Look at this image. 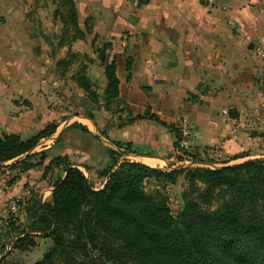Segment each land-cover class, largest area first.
<instances>
[{
  "label": "crops",
  "instance_id": "crops-1",
  "mask_svg": "<svg viewBox=\"0 0 264 264\" xmlns=\"http://www.w3.org/2000/svg\"><path fill=\"white\" fill-rule=\"evenodd\" d=\"M245 1L214 0L209 4L206 0H149L137 5L134 0H74L78 25L86 34L73 43L94 59L89 73L100 72L102 85L106 78L92 51V42L112 43L108 53L115 57L120 107H129L133 116L148 110L175 127L185 116L196 130L192 141L195 150L214 144L232 147L231 153L237 157L221 164L235 163L254 154H239L240 144L231 138L232 128L239 130L238 124L233 125L240 117L237 120L230 113L218 116L215 107H238L244 112L247 101L255 98L247 90H253L257 65L263 66L256 54L257 41L251 38L259 23L246 17L249 13ZM262 1L249 0V4ZM51 3L0 0V124L4 125V132L20 136L33 127H43L37 118L38 99L33 92L50 82L44 76H52L54 82L55 62L62 57L60 51L52 53L49 47L54 43L56 22L55 6ZM45 9L50 10V16L43 18L39 13ZM251 42L253 46L249 48ZM128 59L131 69L130 78L126 79ZM8 112H14V116L7 118ZM89 118L97 133L87 122L80 127L91 136L98 135L104 147L123 151L114 142H130L137 152H123L118 161L129 159L160 168L181 166L174 135L156 120L143 117L119 126L112 113L102 107H96L94 118ZM54 119L53 116L49 120ZM60 124L54 132V142L42 148L43 173L61 167H45L54 157L66 156L72 166L84 168L87 177L95 179L99 184L95 188L102 187L106 177L99 174L98 158L90 148L81 147L80 138L71 136L69 121ZM38 171L37 166L28 168L19 180L32 185ZM64 173L65 170L60 176ZM51 189L52 185L47 184L45 193L40 194L41 201L50 199ZM14 193H7V197Z\"/></svg>",
  "mask_w": 264,
  "mask_h": 264
},
{
  "label": "trees",
  "instance_id": "trees-1",
  "mask_svg": "<svg viewBox=\"0 0 264 264\" xmlns=\"http://www.w3.org/2000/svg\"><path fill=\"white\" fill-rule=\"evenodd\" d=\"M134 1L141 5L149 0ZM54 14L61 22L60 41L66 39L70 44L84 38L86 32L78 25L74 0H59ZM111 47V42L94 47L104 66L106 110H111L114 103L120 104L115 57L108 54ZM72 59L70 54L57 60L61 73L68 69ZM79 68L75 80L95 99L96 92L83 73L85 66ZM125 69L129 79V59ZM122 107L130 110L126 105ZM146 114L126 116L119 126L137 118L154 119L168 128L175 137V147L178 146V128L149 111ZM55 127L53 123L47 124L26 139L15 133L0 134V169L19 163L26 169L34 166L23 158L7 162L31 151ZM114 144L123 151L107 149L111 163L99 171L106 177L99 188L80 168L72 166L66 156L54 157L45 166L62 165L65 173L53 181L50 199L36 202L31 223L27 230L16 233L12 247L21 250L34 244L32 233L49 237L51 244L34 262L11 264H264V158L213 168L163 169L129 159L118 161L123 152H137L130 142ZM180 175L186 188L181 194V207L173 213L165 186L175 183ZM148 181L156 188L146 190ZM9 227L15 228L12 220Z\"/></svg>",
  "mask_w": 264,
  "mask_h": 264
},
{
  "label": "rangeland",
  "instance_id": "rangeland-1",
  "mask_svg": "<svg viewBox=\"0 0 264 264\" xmlns=\"http://www.w3.org/2000/svg\"><path fill=\"white\" fill-rule=\"evenodd\" d=\"M48 1H52L54 5L52 3L50 5L55 6V8L59 2V0ZM245 5H248L247 13H249L248 15H246V17L253 18L259 23V26H256V34H251V38L257 41L256 54L260 56L263 66L257 65V67L259 66L258 72L253 74L252 79L253 90H247V94H254L255 98L247 101L248 106L245 108L244 112H240V108L238 107H235L236 109L228 107L215 108L216 114L218 116H227L230 113L231 117H235L237 120L240 117L241 120L239 119V121L236 122L235 125H233L237 126L238 124L239 130H233L234 128H232L231 131L232 140L234 139L236 140V142H238V144H240L241 151L239 154L243 155V153L245 152L254 154L247 159L257 157L264 158V1H262L261 4L251 3L250 5L249 0H246ZM48 14L50 16V10L48 12L47 9L39 13V15L43 16V18H46ZM54 19L56 21L53 29L54 43L49 44V47L51 48L52 53L60 51L62 54V57H60L61 59H66L70 54L73 55V59L71 60V63L67 65L68 69H65L64 73H61L59 68H57L56 66L57 60L60 59L58 58L55 62V73L53 74L54 82H52V76H44L50 78V82H48L47 84L45 83L46 85L43 84L45 86L42 85L43 87L40 88V90H38L37 92H33L35 94V97L38 99L35 100V102H38V105L36 106L37 111H39L37 114V118L41 120V122H43L42 128H44L47 124L53 123L56 126L55 130L61 123V121H69L72 125V129L70 132H72L73 135L71 136L80 138L82 148L87 147L91 149V151L93 152L92 155H95V157L98 158L97 169L98 171H101L111 163V158L107 152L108 148L103 146V143L98 135L91 136L86 133V131L82 127L87 122L90 125L91 129L96 132L94 124L93 122H91L89 117L92 116L94 118V110L96 107H105L103 102V90L105 85H102L101 76L99 74L100 72L98 73L97 71H93L92 73H89V66L93 63L94 59L91 58L88 54L84 53L82 46L73 43V41L68 44L66 39L60 41L62 38V27L61 25L58 26L56 24L58 21L60 22V19L56 15L54 16ZM59 24H61V22ZM69 33L71 34L72 32L70 31ZM261 38L262 42H259ZM100 44L101 43L92 44V51L94 52L95 45ZM80 65L85 66L83 73H85L88 80L90 81L91 88L96 92L95 99L89 91H86L81 86H79L74 78L75 72L81 69L79 68ZM102 69V73L104 74L103 65ZM48 70H52V68H49ZM104 109L106 110V108ZM106 111H108V113H112L118 125L126 116H129L133 113L128 109L124 110V107H120L116 103L111 106V110ZM147 112L148 111H144L143 114H135V116H147ZM6 115L7 118L13 117L14 112H8ZM53 116L55 117V119L49 120ZM251 117L253 118V120L251 119ZM85 118L90 122L87 120L85 121ZM254 120H256V122H253ZM72 122H77L80 125H73ZM3 128L4 125L0 124V134L8 133L2 131L1 129ZM176 128H178V125ZM37 130L38 128L33 127L29 132L22 133L20 135V138H29L39 131ZM54 132L49 136L40 138L31 151L26 152L16 159L7 162L9 163L14 160L23 158L24 161L31 162L34 165L32 166L33 168L37 166L39 171L34 175L32 179L34 180V182L32 183V185H30L29 183H25L24 180H19L21 173L26 172V170L28 169L21 167V163L17 164L13 168L6 166L0 169V196L4 195L3 197H1L4 199H0V264H11L15 262L32 263L40 259L44 251H46L48 246L51 244V239L49 237L42 236L40 235V233H32L31 236L34 244H32L31 246H27L26 248L21 250L12 247V244L16 241L17 238L16 233L20 230H27V225L31 223L33 219L31 215L32 209L36 207V202L40 199V194L43 195L45 193L44 189L47 184L52 185L53 181L57 177H59L64 170V167L61 165L60 168H54L50 170L51 172L48 169L47 172L43 173L44 160H41V154L43 152L42 148L54 142ZM136 146L138 149H143L140 145ZM175 149L177 152V159L179 161L182 160V162H180L179 164H186L185 166H206L209 168H213L225 165L221 163L224 161H229V159L233 156L237 157L235 156L236 153H231L233 150L232 147L225 148V146H222V144L205 146L204 149H201V151L195 150L192 145L186 150L178 146H176ZM29 153L31 155L29 157H25V155ZM194 159L201 162L193 161ZM68 161L69 163H71L70 160ZM169 168L173 167L169 166L168 168L163 169ZM81 170L87 176V171L84 168ZM92 173H95V171H93ZM89 180L92 182L94 187L99 185L98 183H96L95 179ZM15 182H18V184L14 185ZM153 188H156V185L151 181L145 183L146 190H151ZM185 188L186 181L183 179L182 175L178 177L175 183L167 184L165 186V192L168 196V203L173 213H176L182 205L181 194ZM7 193L14 194H11L7 197ZM12 206L16 208L14 211L11 209ZM11 220L13 221V227H15L13 229L9 227Z\"/></svg>",
  "mask_w": 264,
  "mask_h": 264
},
{
  "label": "built area",
  "instance_id": "built-area-1",
  "mask_svg": "<svg viewBox=\"0 0 264 264\" xmlns=\"http://www.w3.org/2000/svg\"><path fill=\"white\" fill-rule=\"evenodd\" d=\"M214 0H206L207 3L211 4ZM178 132H179V140H178V147L182 149H188L192 145V141L196 136V130L191 125L187 117H181L179 124H178ZM14 211L16 208L14 206L11 207Z\"/></svg>",
  "mask_w": 264,
  "mask_h": 264
},
{
  "label": "water",
  "instance_id": "water-1",
  "mask_svg": "<svg viewBox=\"0 0 264 264\" xmlns=\"http://www.w3.org/2000/svg\"><path fill=\"white\" fill-rule=\"evenodd\" d=\"M252 46H253L252 42L248 44L249 48H252ZM181 166H185V165H181ZM178 167H180V166H178Z\"/></svg>",
  "mask_w": 264,
  "mask_h": 264
},
{
  "label": "bare ground",
  "instance_id": "bare-ground-1",
  "mask_svg": "<svg viewBox=\"0 0 264 264\" xmlns=\"http://www.w3.org/2000/svg\"><path fill=\"white\" fill-rule=\"evenodd\" d=\"M152 160H153V159H152ZM152 160H151V161H149V162L153 163L154 161H152ZM156 161H157V160H156ZM156 161H155V162H156Z\"/></svg>",
  "mask_w": 264,
  "mask_h": 264
}]
</instances>
